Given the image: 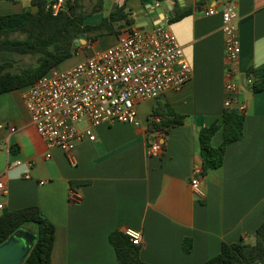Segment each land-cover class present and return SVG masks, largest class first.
Segmentation results:
<instances>
[{"label": "crops", "instance_id": "obj_1", "mask_svg": "<svg viewBox=\"0 0 264 264\" xmlns=\"http://www.w3.org/2000/svg\"><path fill=\"white\" fill-rule=\"evenodd\" d=\"M178 1L192 10L172 22L173 0L160 7L151 0H111L109 5L108 12L124 5L135 28L167 21L193 71L180 90L138 102V126L98 125L93 140L64 153L49 149L32 125L22 98L25 87L0 94V123L16 128L0 130V178L7 187L5 195L0 191V214L38 206L55 228L52 264H119L109 234L127 227L141 231L138 255L149 264H201L223 242L254 241L264 220V88L253 91L246 78L249 68L264 66V0H206L200 8H195L198 0ZM229 4L238 13L240 53L233 80L236 97L246 103L243 136L226 146L221 166L203 173L199 131L221 118L227 97L220 11ZM29 6L30 0H0V14ZM210 7L216 13L206 15ZM103 16L91 14L84 23L96 25ZM120 32L81 42L72 56L77 59L56 67L68 68L111 46ZM166 111L182 115V121L151 126ZM222 138L219 129L211 144ZM152 144L162 146L159 155H147ZM197 170L201 196L190 183ZM70 189L77 199L69 197ZM187 240L190 250H185Z\"/></svg>", "mask_w": 264, "mask_h": 264}, {"label": "built area", "instance_id": "obj_2", "mask_svg": "<svg viewBox=\"0 0 264 264\" xmlns=\"http://www.w3.org/2000/svg\"><path fill=\"white\" fill-rule=\"evenodd\" d=\"M69 1L47 0V8L56 14L66 10ZM151 1L160 7L164 0ZM204 13L213 15L216 9L210 7ZM220 16L227 77L224 107L244 113L246 103L236 97L237 83L233 80L240 53L236 26L238 13L229 4L221 9ZM192 76L191 65L181 45L168 22L162 20L152 28H123L111 46L68 68H51L24 88L22 98L32 125L47 147L70 153L84 139L93 140V128L98 125L122 122L138 126V102L178 91ZM253 81L254 75L249 73L246 82L252 85ZM1 129L11 133L16 131L9 123H0ZM161 152L160 144H152L146 151L147 155H159ZM50 155L48 151L45 157ZM200 174L201 171L197 170L190 183L194 193L201 196ZM0 191L2 195L7 193L2 178ZM69 197L75 200L79 195L70 189ZM2 208L3 203H0ZM123 233L131 243L141 244L140 230L127 227Z\"/></svg>", "mask_w": 264, "mask_h": 264}, {"label": "trees", "instance_id": "obj_3", "mask_svg": "<svg viewBox=\"0 0 264 264\" xmlns=\"http://www.w3.org/2000/svg\"><path fill=\"white\" fill-rule=\"evenodd\" d=\"M104 2L70 0L66 10L53 14L47 8V0H30V6L21 11L0 14V94L32 84L51 68L75 55L80 45H76L75 40L83 38L88 44L102 35L118 34L121 25L132 28L134 20L124 5L116 6L96 25L85 24L86 17L100 12ZM205 2L198 0L195 8ZM172 6L168 22L178 20L192 10L191 7H180L178 0H173ZM247 73L254 75L253 91L264 88V66L249 68ZM159 116V123L153 122L151 126L169 127L183 119L182 115L170 111ZM244 118V113L236 108L224 107L219 120L199 131L203 173L222 165L226 146L243 136ZM219 129L223 131L222 141L213 146L211 138ZM22 227L36 235L34 246L23 264H52L55 228L36 205L0 214V243ZM109 242L119 264H149L139 258L138 246L131 243L122 231L111 232ZM190 248V241H185V250ZM201 264H264V220L257 227L253 242H223L220 251Z\"/></svg>", "mask_w": 264, "mask_h": 264}, {"label": "water", "instance_id": "obj_4", "mask_svg": "<svg viewBox=\"0 0 264 264\" xmlns=\"http://www.w3.org/2000/svg\"><path fill=\"white\" fill-rule=\"evenodd\" d=\"M171 9V7H169ZM121 25L120 28H126ZM85 43V39L75 40V44ZM36 241L35 233L25 228H19L0 243V264H23Z\"/></svg>", "mask_w": 264, "mask_h": 264}, {"label": "rangeland", "instance_id": "obj_5", "mask_svg": "<svg viewBox=\"0 0 264 264\" xmlns=\"http://www.w3.org/2000/svg\"><path fill=\"white\" fill-rule=\"evenodd\" d=\"M110 2H111V0H105L104 5H103V9L100 11V14L105 16L108 13ZM76 59H77V57L74 56L71 59L67 60L65 63H71V62L75 61Z\"/></svg>", "mask_w": 264, "mask_h": 264}]
</instances>
